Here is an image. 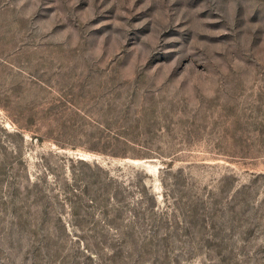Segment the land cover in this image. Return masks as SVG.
<instances>
[{
	"label": "rangeland",
	"instance_id": "1",
	"mask_svg": "<svg viewBox=\"0 0 264 264\" xmlns=\"http://www.w3.org/2000/svg\"><path fill=\"white\" fill-rule=\"evenodd\" d=\"M0 264H264V0H0Z\"/></svg>",
	"mask_w": 264,
	"mask_h": 264
}]
</instances>
